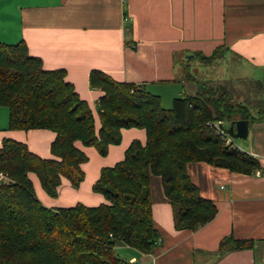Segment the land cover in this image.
I'll use <instances>...</instances> for the list:
<instances>
[{
	"label": "trees",
	"instance_id": "obj_1",
	"mask_svg": "<svg viewBox=\"0 0 264 264\" xmlns=\"http://www.w3.org/2000/svg\"><path fill=\"white\" fill-rule=\"evenodd\" d=\"M228 48L210 55L195 52L207 62L224 58ZM65 68L46 69L31 55L25 40L0 41V103L8 108L10 129H50L53 157H42L28 145L5 137L0 146V264H132L116 254L119 243L151 252L160 238L153 217L152 175L160 176L164 195L174 207L177 229L195 230L214 218L216 203L201 195L188 164L207 162L251 174L260 161L219 132L236 119H264V97L257 81L244 100H238L231 81H199L195 94L175 97L165 107L160 95L135 82L120 81L100 69L89 74L90 86L101 88L98 99L101 126L96 130L89 103L66 77ZM188 79L195 76L185 68ZM250 94L251 97H250ZM143 128L146 141L134 139L124 158L103 166L93 190L106 199L98 205L78 202L48 207L37 197L29 176L34 172L43 189L57 197L63 178L80 186L89 156L77 146H94L105 156L110 145L122 142L124 128ZM253 239L230 234L220 253L252 248Z\"/></svg>",
	"mask_w": 264,
	"mask_h": 264
},
{
	"label": "crops",
	"instance_id": "obj_2",
	"mask_svg": "<svg viewBox=\"0 0 264 264\" xmlns=\"http://www.w3.org/2000/svg\"><path fill=\"white\" fill-rule=\"evenodd\" d=\"M20 40L26 41L31 55L42 58L46 69H66L67 79L93 110L96 130L101 126L98 99L103 90L90 86L93 69L140 84L168 106L202 85L176 68V58H191L195 52L210 55L224 45V58L235 56L236 73L250 83L246 95L261 81L258 95L264 97V0H0V41ZM8 116V108L0 103V146L10 137L42 157H53V130L10 129ZM249 127L247 144L241 148L259 159L261 169L247 174L204 161L187 166L201 195L218 207L213 219L195 230L177 229L174 207L159 180L160 187L152 193L160 231L157 245L141 252L119 243V256L139 264H264V119ZM146 138L143 128H124L122 142L110 145L105 156L76 141L89 156L82 164L85 179L74 187L63 178L58 196L52 197L30 172L37 197L48 207L105 202L93 190L102 167L123 159L134 139L145 143ZM230 234L253 239L254 246L220 253L221 239Z\"/></svg>",
	"mask_w": 264,
	"mask_h": 264
},
{
	"label": "rangeland",
	"instance_id": "obj_3",
	"mask_svg": "<svg viewBox=\"0 0 264 264\" xmlns=\"http://www.w3.org/2000/svg\"><path fill=\"white\" fill-rule=\"evenodd\" d=\"M183 59V60H182ZM176 58V68L180 69L185 74L186 66L189 67L191 73L195 76V79L198 78V81H213V82H224L231 81L232 88L236 92L237 96L235 97L238 100H244L246 97L245 87H247L250 83L244 81L242 78L238 76L235 70L234 63L236 61V57L232 56L230 60L223 58L220 61H211L207 62L206 60H202L199 57H191L187 58L183 56V58ZM182 61L184 63H182ZM227 77V78H226ZM173 104V103H172ZM171 103L166 107H171ZM227 126L228 123H225ZM235 141L239 144L240 147H245L243 145V141L240 138H234ZM151 190L153 195L156 193L158 188L160 187L159 180H161L160 176L152 175L151 179ZM116 254L119 256L118 251Z\"/></svg>",
	"mask_w": 264,
	"mask_h": 264
},
{
	"label": "water",
	"instance_id": "obj_4",
	"mask_svg": "<svg viewBox=\"0 0 264 264\" xmlns=\"http://www.w3.org/2000/svg\"><path fill=\"white\" fill-rule=\"evenodd\" d=\"M249 125V120L242 118L233 120L228 126L222 125V127L230 136H232L233 138H240L242 139L244 144H247L250 131Z\"/></svg>",
	"mask_w": 264,
	"mask_h": 264
},
{
	"label": "built area",
	"instance_id": "obj_5",
	"mask_svg": "<svg viewBox=\"0 0 264 264\" xmlns=\"http://www.w3.org/2000/svg\"><path fill=\"white\" fill-rule=\"evenodd\" d=\"M126 18H127V16H126ZM220 123H221L220 121L215 123V125H216L218 131L224 133V134L227 136V142H231L232 139H234V138H233L232 136H230V135L225 131V129H224L222 126H220ZM236 144L239 146L238 143H236ZM239 147H240V146H239ZM240 148H241V147H240ZM0 180H8V176H7V174L4 173V172H2V171H0ZM132 264H139V263H138L137 261H134V262H132Z\"/></svg>",
	"mask_w": 264,
	"mask_h": 264
}]
</instances>
